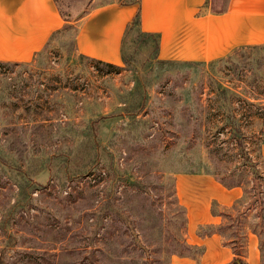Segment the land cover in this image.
<instances>
[{
	"label": "rangeland",
	"instance_id": "1",
	"mask_svg": "<svg viewBox=\"0 0 264 264\" xmlns=\"http://www.w3.org/2000/svg\"><path fill=\"white\" fill-rule=\"evenodd\" d=\"M56 1L70 21L91 5ZM228 3L208 0L216 11ZM75 33L76 25L66 24L31 63L0 64V264H105L102 238L89 244L94 227L118 234L125 253L132 252L129 231L113 216L119 211L171 217L180 235L183 216L173 195L178 174L189 186L179 197L185 215L198 211L216 178L242 187L230 208L215 206L227 226L221 239L230 244L238 241L235 233L253 230L264 264L253 171L264 173V136L254 120L245 148L239 147L221 127L214 103L217 85H244L243 51L209 63L158 60L156 36L134 27L124 40L126 61L113 68L80 55ZM47 99L52 117L45 121L40 115L47 113ZM259 197L264 203L263 192ZM190 198L197 204L189 205ZM139 220L137 228L149 223ZM187 228L188 219L183 232Z\"/></svg>",
	"mask_w": 264,
	"mask_h": 264
},
{
	"label": "crops",
	"instance_id": "2",
	"mask_svg": "<svg viewBox=\"0 0 264 264\" xmlns=\"http://www.w3.org/2000/svg\"><path fill=\"white\" fill-rule=\"evenodd\" d=\"M138 10L141 31L158 38V60L209 63L238 48L264 43V0H229L221 12L212 10L208 0H91L87 11L73 21L64 19L55 0H0V61L31 63L66 24L74 23L75 50L80 55L120 66L128 27ZM261 153L264 157V143ZM178 176L176 196L187 212L179 197L189 186L184 174ZM207 189L198 211L186 215L188 228L183 232L189 244L203 246L204 252L198 259L172 255L171 264H228L234 257L220 234L201 236L197 230L219 225L222 216L214 214V202L217 208L228 209L243 196V189L227 187L217 178ZM187 202L197 204L192 198ZM245 260L262 264L260 240L251 229Z\"/></svg>",
	"mask_w": 264,
	"mask_h": 264
},
{
	"label": "trees",
	"instance_id": "3",
	"mask_svg": "<svg viewBox=\"0 0 264 264\" xmlns=\"http://www.w3.org/2000/svg\"><path fill=\"white\" fill-rule=\"evenodd\" d=\"M55 2L64 19L70 21L68 14L62 11L56 0ZM226 8L217 11L221 12L224 11ZM139 24L140 12L138 10L132 24L128 27L127 33L130 32L134 27H137L139 32L143 35L155 36L153 33L141 31ZM142 44L144 46H148V43L146 42L142 41ZM158 48L159 41L156 37V51H158ZM236 51H243V72L239 75V77H242L240 80L244 83V85L242 87H240L239 85H227L225 87L217 85L214 88V103L216 104L215 108L218 111L220 121L222 122L221 127L226 128L230 131V134L235 138L239 147L245 148L243 141L246 142L245 139L248 136V130H246V128L251 127L252 121H259V131L264 136V43L244 46L236 49ZM246 51H248L249 54L244 55V52ZM88 58L96 63L103 64L108 67L121 68L120 66L112 63L104 62L90 57ZM122 59L126 61L124 56V48L122 49ZM8 63L16 64L11 62L0 61V64ZM239 88H242L243 91L239 90ZM45 102L46 105L48 104L47 113L42 112L40 117L41 119L44 118L45 121H47L51 120L52 115L48 113V109L52 107L49 105L50 100L47 99ZM34 122L38 121L35 120ZM263 143L264 140L262 141V144ZM245 156L246 158H248L247 161L251 159L250 154L247 152L246 149ZM244 164H246V162ZM254 166L255 165H252L253 168ZM253 171L255 178L258 180V183H256L255 185V191L257 193L255 194L254 198L257 201L261 202L260 207H258V209L260 211V217L264 218V203L263 199L259 197V193H264V173H260L258 169H253ZM182 172L196 171L183 170ZM260 178H262V181L260 180ZM220 182L225 186H228L223 181L220 180ZM261 188L263 190H261ZM173 195L175 201L180 207V210L182 212L181 215L183 216V228L180 232V235H178L176 233V230L172 227L173 221L171 217L163 218L162 216L155 214L154 212L152 213L151 211L147 212L143 217L141 216V214H138L137 217L134 216L135 214H132L133 217H131L129 215H123L121 211H119L114 212L113 216L117 220H123L126 226V230L129 231L131 243L135 250L129 253H125L123 247L119 242L120 240L118 238V234L111 236V234H108V230L105 231V229H102V227H94L90 229V246L94 244L97 237L102 238L103 248H101V251L103 253L102 259L105 264H151L150 261H153L154 263L162 261V264H171L170 259L172 255L191 256L196 259L199 258V256L204 252V247L199 245H192L186 241L183 233V229L185 228L186 223L185 208L179 203L178 197L176 196L175 188ZM215 205L216 203L214 202V214L222 215V213H218V210L215 209ZM251 205V203H247L245 209L250 208ZM154 216L158 217H155L154 219ZM139 218H141L142 221L149 222L146 225L140 223L138 225L140 230L139 228H137L136 225H134L135 223L133 224V222L138 220ZM101 220L102 219L100 216L97 221L99 222ZM141 220L139 221L142 222ZM152 220H155L156 222H153ZM225 227H227L225 224H210L206 226H200L198 228V234L201 236H207L213 233H218L224 238H227ZM101 230L103 231L101 232ZM235 232H237V229H235ZM142 235L148 238L145 241L147 243L142 240ZM235 235L238 238V241H231L230 244L224 241L225 244L229 245L233 249L234 252V257L232 261L228 264H247L245 260L247 234L243 233L240 236V234L237 232L235 233ZM237 258L239 259L240 263L237 261Z\"/></svg>",
	"mask_w": 264,
	"mask_h": 264
},
{
	"label": "water",
	"instance_id": "4",
	"mask_svg": "<svg viewBox=\"0 0 264 264\" xmlns=\"http://www.w3.org/2000/svg\"><path fill=\"white\" fill-rule=\"evenodd\" d=\"M237 261L239 262V259L237 258ZM240 263V262H239Z\"/></svg>",
	"mask_w": 264,
	"mask_h": 264
}]
</instances>
